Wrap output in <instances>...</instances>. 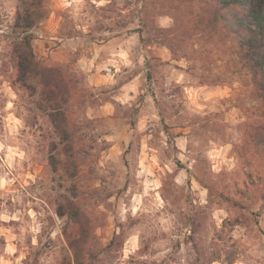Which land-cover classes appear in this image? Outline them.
Instances as JSON below:
<instances>
[{
	"label": "clouds",
	"instance_id": "9594fccd",
	"mask_svg": "<svg viewBox=\"0 0 264 264\" xmlns=\"http://www.w3.org/2000/svg\"><path fill=\"white\" fill-rule=\"evenodd\" d=\"M0 264H264V0H0Z\"/></svg>",
	"mask_w": 264,
	"mask_h": 264
}]
</instances>
